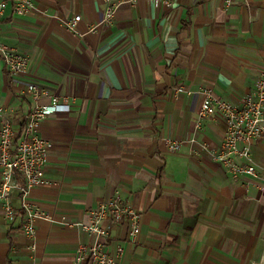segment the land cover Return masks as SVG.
Returning a JSON list of instances; mask_svg holds the SVG:
<instances>
[{"label":"crops","instance_id":"0c3cea01","mask_svg":"<svg viewBox=\"0 0 264 264\" xmlns=\"http://www.w3.org/2000/svg\"><path fill=\"white\" fill-rule=\"evenodd\" d=\"M34 2L25 14L11 3L0 14V44L28 57L27 72L15 76L0 52V138L8 119L16 141L23 136L32 84L70 110L38 127L51 150L47 184L26 198L42 213L35 242L14 191L16 222L0 209V264H88L81 249L98 240L123 264H264L262 223L257 232L245 224L264 191L214 160L223 115L198 123L205 90L241 107L264 80V0ZM172 141L181 143L176 152ZM253 156L264 168V141ZM15 180L24 186L20 175ZM115 197L139 212L140 233L107 221V236L90 234L92 212Z\"/></svg>","mask_w":264,"mask_h":264},{"label":"built area","instance_id":"2783aa9c","mask_svg":"<svg viewBox=\"0 0 264 264\" xmlns=\"http://www.w3.org/2000/svg\"><path fill=\"white\" fill-rule=\"evenodd\" d=\"M155 1L167 3L169 0ZM9 3L13 5L17 14H25L36 8L34 0H0V14ZM113 18L114 10H110L106 15V22H112ZM80 20L81 16H77L67 23V27L73 30ZM0 52L4 55L11 74L19 76L27 72V56L7 51L2 44H0ZM29 90L34 96V103L26 115L23 136L16 141L13 124L9 119L6 120L1 132L0 209L4 210L8 223L14 224L18 216L10 202V197L12 192L18 191L24 199L22 205L24 233L35 242L36 220L42 213L28 203L26 198L34 188L47 184L45 175L51 150L50 142L39 135L38 127L48 116L68 112L70 108L66 100L55 93L51 95L37 85L32 84ZM178 91L183 92L184 89L179 88ZM204 95L198 123L201 124L202 120L210 116H216L218 111L223 115L226 123L224 140L218 149L212 151L214 160L224 166L233 179L250 178L261 191H264V168L257 165L253 156L254 143L264 141V80L257 84L254 93L245 97L241 107L218 99L211 90H205ZM46 98L49 102L44 104L42 100ZM4 114H6L4 108L0 107V117ZM180 146L181 143L176 141L169 144L173 152L178 151ZM16 175L24 179V186L15 180ZM107 221L122 223L130 227L134 234H139L141 230L139 212L120 197L102 201L92 212L91 223L84 227L90 234L102 238L110 231V227H103V223ZM32 248H35V243ZM119 259L118 255H110L107 243L100 240L91 247H82L79 255V261L88 264H123Z\"/></svg>","mask_w":264,"mask_h":264},{"label":"rangeland","instance_id":"374dc122","mask_svg":"<svg viewBox=\"0 0 264 264\" xmlns=\"http://www.w3.org/2000/svg\"><path fill=\"white\" fill-rule=\"evenodd\" d=\"M259 208V209H258ZM246 211V207L241 210L239 217L242 216V214ZM246 221L245 224H247L250 227H254L255 231H258L257 225L259 222L262 223V226L259 230L260 236L262 238V242H264V196L261 199H253L251 201V205L249 209L245 213Z\"/></svg>","mask_w":264,"mask_h":264}]
</instances>
